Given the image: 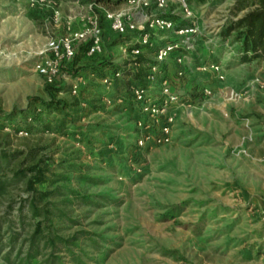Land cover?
<instances>
[{
    "label": "rangeland",
    "instance_id": "1",
    "mask_svg": "<svg viewBox=\"0 0 264 264\" xmlns=\"http://www.w3.org/2000/svg\"><path fill=\"white\" fill-rule=\"evenodd\" d=\"M126 1L0 0V151L14 156L4 177L46 171L39 216L23 180L0 195V264L35 251L31 264H264V59L243 61L233 34L220 35L246 10L165 0L146 12L172 28L138 15V30L118 36L104 13L133 14ZM92 15L101 51L80 43L52 79L39 75L47 41Z\"/></svg>",
    "mask_w": 264,
    "mask_h": 264
},
{
    "label": "built area",
    "instance_id": "2",
    "mask_svg": "<svg viewBox=\"0 0 264 264\" xmlns=\"http://www.w3.org/2000/svg\"><path fill=\"white\" fill-rule=\"evenodd\" d=\"M126 3L130 8L134 9L133 14L125 13L123 10L106 11L104 13V21L107 23L109 29L118 36H123L128 33L137 31L136 18H148V26H157L160 30H168L173 27V23L168 19H164L155 14H150V19L147 15V10L153 6L155 9L162 8L165 0H127ZM147 22V21H146ZM193 29H179L178 33L192 32ZM137 42L140 46H148L150 42L146 34L139 35ZM80 43L86 46L87 55H95L101 51L102 46V27L96 15L89 16L86 25L80 31L73 33L69 32L61 37L50 38L47 41L45 55L34 65V70L41 76L52 79L57 71V66L62 61H69L75 57L76 48ZM177 47L176 44L161 47L157 51V64H154L150 69L156 72L158 63L163 61L167 55ZM133 55L139 54V48L131 50ZM181 61V59H179ZM214 70L218 71L217 66H213ZM153 73L150 76L153 77ZM121 76V72L116 71L112 75H104L100 82L104 86H111V84ZM220 78H222L220 76ZM166 91V90H165ZM71 92L75 94L76 87L73 85ZM140 95L138 96V98ZM175 97L172 98L174 100Z\"/></svg>",
    "mask_w": 264,
    "mask_h": 264
},
{
    "label": "trees",
    "instance_id": "3",
    "mask_svg": "<svg viewBox=\"0 0 264 264\" xmlns=\"http://www.w3.org/2000/svg\"><path fill=\"white\" fill-rule=\"evenodd\" d=\"M246 10L240 17L227 20L221 27L220 35L224 38L233 34L234 41L239 42V51L243 61L253 59H264V0H237L232 14ZM86 49V48H85ZM138 64L146 65L145 59H138ZM156 63H148V69ZM133 78L138 79V75L132 74ZM149 75V73H148ZM13 154L0 151V195L4 193L7 186L14 181L23 180L26 190L32 193L29 202V208L34 216L40 215V209L36 206V196L42 195L34 190L36 184H42L46 181V171L41 168L40 163L30 165L26 168H17L11 170L10 179L5 178V170L10 166ZM35 197V198H34ZM37 223L32 240L40 235V228ZM37 256V252H28L23 258V263L31 264V261Z\"/></svg>",
    "mask_w": 264,
    "mask_h": 264
}]
</instances>
